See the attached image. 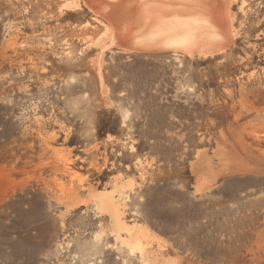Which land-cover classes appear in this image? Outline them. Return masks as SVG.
Here are the masks:
<instances>
[{
  "label": "rangeland",
  "instance_id": "obj_1",
  "mask_svg": "<svg viewBox=\"0 0 264 264\" xmlns=\"http://www.w3.org/2000/svg\"><path fill=\"white\" fill-rule=\"evenodd\" d=\"M144 1L0 0V264H264V0Z\"/></svg>",
  "mask_w": 264,
  "mask_h": 264
},
{
  "label": "bare ground",
  "instance_id": "obj_2",
  "mask_svg": "<svg viewBox=\"0 0 264 264\" xmlns=\"http://www.w3.org/2000/svg\"><path fill=\"white\" fill-rule=\"evenodd\" d=\"M77 1V0H76ZM129 1V0H128ZM132 1V0H130ZM188 0H145L144 1V16L150 15L152 20H162V23L166 20V17L168 15V12L171 10H182V6L185 5V3ZM197 1V0H196ZM105 2L109 4H113L110 6H104L102 10H116V6L121 3V0L114 1V0H105ZM199 2V14L198 18L200 21H211L212 22V28L211 31L207 30V28H204V25L201 24L200 28L201 30L199 33L195 35L196 42L195 44H199L200 48L199 51H208L207 49H211L213 47H216L215 45L219 43V45L222 44V46L218 47L219 49H223L226 46H228L230 43H232V39H234L235 34H237L236 27L234 25L235 16L230 12V7L225 6V2H223V8L220 9L215 14L211 13L215 9V6L220 2V0H198ZM245 2V1H244ZM132 4V3H131ZM142 5L141 2L136 1L134 5L139 6ZM209 7L211 10L209 11L207 7ZM100 10V9H99ZM98 10V11H99ZM105 12V11H103ZM102 12V13H103ZM114 16V15H113ZM165 16V17H164ZM116 18V17H115ZM116 22V21H115ZM134 25V24H133ZM167 25V24H165ZM128 28L125 27L121 32H127ZM116 29V28H114ZM129 32V31H128ZM126 34V33H125ZM188 34H191V31L186 28L185 33L182 37V43L185 46L188 47V51L191 52L194 50V48L190 45L191 43L188 41ZM154 38V37H153ZM172 40V36L168 35V42ZM195 40V39H194ZM193 40V41H194ZM148 44L149 42H153L154 40L152 38H146L145 40ZM139 44H144L142 41H138ZM171 44V43H169ZM145 45V44H144Z\"/></svg>",
  "mask_w": 264,
  "mask_h": 264
}]
</instances>
